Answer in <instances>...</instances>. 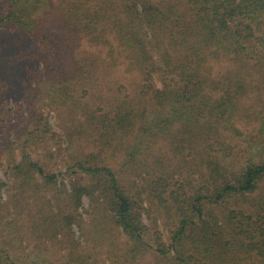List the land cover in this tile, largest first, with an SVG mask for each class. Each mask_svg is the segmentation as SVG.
I'll list each match as a JSON object with an SVG mask.
<instances>
[{
    "label": "trees",
    "instance_id": "obj_1",
    "mask_svg": "<svg viewBox=\"0 0 264 264\" xmlns=\"http://www.w3.org/2000/svg\"><path fill=\"white\" fill-rule=\"evenodd\" d=\"M1 31L0 85L43 72L78 127L45 125L52 161L23 157L10 188L0 180V264H264V159L225 146L264 72V0H0ZM160 142L200 160L190 196L170 177L168 242L143 222L147 179L161 203L170 186L138 159Z\"/></svg>",
    "mask_w": 264,
    "mask_h": 264
},
{
    "label": "rangeland",
    "instance_id": "obj_2",
    "mask_svg": "<svg viewBox=\"0 0 264 264\" xmlns=\"http://www.w3.org/2000/svg\"><path fill=\"white\" fill-rule=\"evenodd\" d=\"M5 34L6 37L7 35L9 36L7 31L0 32V35L5 36ZM76 47L77 45L68 55L75 54ZM71 67L72 65L69 64L64 69L69 74L71 72L75 73V70H72ZM38 77L41 79L32 85L27 82L20 83V81H11L0 85V180L8 188L13 183V172L10 168L17 162H21L23 157H28L30 161H38L43 167L46 163L49 164L52 161L48 157V152H50V149L55 150V147H52V140L50 141L49 136L45 138L42 136V132L46 128L45 125L50 131L60 134L63 132L62 126L71 127L72 125L74 127L73 130L78 127L71 122L70 117L73 111L69 112L68 109V111H64V114H60L52 108L55 98L52 94L50 82L43 72L39 73ZM92 77L101 82V64L96 67ZM252 79V90L248 91L247 95L242 97L239 102V116L236 119V128L239 133L235 134L230 141H225L229 154L233 156V159L238 160L240 164L254 163L264 159V131L261 132V124L264 122V72ZM85 82V79L81 80L82 84ZM93 90H98V88ZM83 92L85 93L86 91ZM87 99L88 96L81 103L86 102ZM42 117L46 120L41 121ZM81 117L79 116L80 119ZM68 118L71 123L66 124L64 121ZM161 143L155 149L149 145L144 150L145 153L138 159L145 158L148 160L150 165L149 176L153 178L152 181L162 175L169 183L170 186L164 190L165 193L161 192L162 203L156 200L151 193L153 186H151L150 178L147 179L148 187L145 192H142L141 189V185L143 187L145 181L135 179L137 181L136 190L133 193L138 190L142 192L141 197L145 210L143 222L145 226H148V237L150 239L151 237L153 238V234L158 231L163 238V242H168L167 238L170 236L169 232L174 228V222L173 219H168L167 210L161 205L173 199L170 197L171 192H174L175 185L178 186L170 180V177L175 182L186 184L184 186L188 191V196H190L189 193L191 191L187 186V182L192 181V185H199L200 174L198 167L200 160L198 158L199 155L198 157L194 156L188 146L181 153L179 149L168 148L161 145ZM183 143L181 142L182 148H184ZM66 144L64 140L63 145L65 146ZM177 144H180V142H177ZM106 162H108L109 166L112 165L113 169H118V166L113 165L115 163L113 159L107 158ZM127 163L125 160L121 167L127 169ZM52 164L54 167L52 169L49 168L50 171L52 170L56 174L61 172L62 176L66 178L65 166L56 160ZM5 189L2 192L3 197H5ZM87 207L88 200L84 198L83 209L85 210ZM83 216L86 217V215ZM154 219H157L156 225L159 228L153 227L150 223Z\"/></svg>",
    "mask_w": 264,
    "mask_h": 264
}]
</instances>
